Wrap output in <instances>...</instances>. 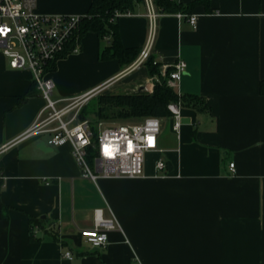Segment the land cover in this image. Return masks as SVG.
Wrapping results in <instances>:
<instances>
[{
	"label": "crops",
	"instance_id": "1",
	"mask_svg": "<svg viewBox=\"0 0 264 264\" xmlns=\"http://www.w3.org/2000/svg\"><path fill=\"white\" fill-rule=\"evenodd\" d=\"M208 1L211 11L200 4L190 14L156 18L152 55L161 64L185 61L176 91L207 105L202 112L182 107L164 172L154 163L139 178L93 182L81 177L69 145L50 147L47 135L18 140L45 100L37 89L22 102L34 75L12 69L0 52V202L8 214L0 206V264H264V0ZM91 3L37 0V12L85 16ZM118 25L123 45L142 51L151 27L146 5ZM106 45L88 32L78 52L56 62L53 100L128 94L143 85L153 92L145 66L130 72L118 60L101 61ZM98 216L121 227L105 248L80 234ZM30 217L47 218L33 229L35 239Z\"/></svg>",
	"mask_w": 264,
	"mask_h": 264
},
{
	"label": "built area",
	"instance_id": "2",
	"mask_svg": "<svg viewBox=\"0 0 264 264\" xmlns=\"http://www.w3.org/2000/svg\"><path fill=\"white\" fill-rule=\"evenodd\" d=\"M151 20L148 41L138 58L127 68L134 71L145 66L152 56L155 37V22L159 13L153 0H145ZM131 13H116V17ZM181 16V15H180ZM83 16L43 15L37 12V0H0V52L7 58L9 66L16 70H30L34 75L45 106L39 112L34 124L18 140L47 135L50 147L69 145L77 164L82 168L81 177L97 182L99 179L139 178L143 175L145 157L148 153H163L160 136L164 119L145 117L139 122L98 123L97 132L89 120L81 119L83 107L93 98L92 92L81 97L53 100V81L49 78L50 65L66 50L75 36ZM190 24L197 25V17L189 16ZM79 51V43L73 52ZM160 64V74L167 85L179 89L180 80L187 69L183 60L173 65ZM153 86L155 80L153 78ZM173 121V131L179 135L182 126L181 103L168 106ZM92 163L94 166L92 167ZM157 171L164 172L166 161L155 160ZM235 172V164L230 163ZM0 171V178H2ZM121 230L116 219L98 216L93 229L82 230L80 234L95 248H105L109 234ZM72 259V252L65 253Z\"/></svg>",
	"mask_w": 264,
	"mask_h": 264
},
{
	"label": "trees",
	"instance_id": "3",
	"mask_svg": "<svg viewBox=\"0 0 264 264\" xmlns=\"http://www.w3.org/2000/svg\"><path fill=\"white\" fill-rule=\"evenodd\" d=\"M158 13H184L190 14L197 5H205L211 11L208 0H195L183 5L176 0H153ZM145 4V0H92L88 13L82 17L75 36L67 45L65 52L50 66V71L55 70L56 62L73 52L83 35L88 32L96 33L101 40L107 39L106 47L100 52L101 61L118 60L122 68L130 66L140 55L137 48L125 47L122 43L116 13H135L138 6ZM156 57L151 56L145 67L149 75L154 78L153 92H133L128 94H99L89 101L81 111V119L88 120L87 107L93 103V113L96 119L92 122V129L97 132V124L105 121L108 124L121 122H139L140 118L157 117L169 119L171 113L168 106L171 103H181L182 107L192 108L198 112L207 111L206 102L196 95H180L176 90L167 85L160 74V64L154 65ZM158 80H157V79ZM37 85L34 81L27 95L22 99L25 102L34 95ZM260 93L264 95V79L260 82ZM2 217L7 218V207L0 202ZM47 218L30 217L31 237L35 239L33 229L43 228Z\"/></svg>",
	"mask_w": 264,
	"mask_h": 264
},
{
	"label": "rangeland",
	"instance_id": "4",
	"mask_svg": "<svg viewBox=\"0 0 264 264\" xmlns=\"http://www.w3.org/2000/svg\"><path fill=\"white\" fill-rule=\"evenodd\" d=\"M157 79V78H156ZM158 80V79H157ZM93 101H91L90 105L87 107V112L88 113V120L89 121H94L96 119V116L93 113ZM88 104V103H87ZM86 104V105H87ZM142 118H140L137 121H140ZM103 123H107L105 121H101ZM172 128H173V121L172 119H164L162 122V136H161V143H160V149H162L164 152L166 151L167 147L176 142V138L172 135ZM160 153V154H153V153H148L145 157V164H144V170H146V168H151L152 165L155 163V160L159 157L163 158L165 157V153ZM94 166V164L92 163V167Z\"/></svg>",
	"mask_w": 264,
	"mask_h": 264
},
{
	"label": "water",
	"instance_id": "5",
	"mask_svg": "<svg viewBox=\"0 0 264 264\" xmlns=\"http://www.w3.org/2000/svg\"><path fill=\"white\" fill-rule=\"evenodd\" d=\"M147 86L146 85H143L139 88L138 92H147Z\"/></svg>",
	"mask_w": 264,
	"mask_h": 264
}]
</instances>
